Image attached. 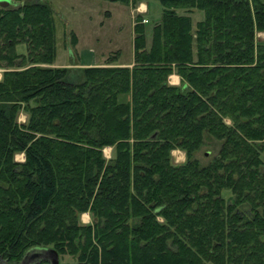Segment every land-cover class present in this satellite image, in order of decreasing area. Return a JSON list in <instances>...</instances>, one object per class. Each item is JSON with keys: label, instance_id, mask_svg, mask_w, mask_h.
<instances>
[{"label": "trees", "instance_id": "1", "mask_svg": "<svg viewBox=\"0 0 264 264\" xmlns=\"http://www.w3.org/2000/svg\"><path fill=\"white\" fill-rule=\"evenodd\" d=\"M157 1L129 67L73 70L47 0L0 8V264H264V0Z\"/></svg>", "mask_w": 264, "mask_h": 264}, {"label": "rangeland", "instance_id": "2", "mask_svg": "<svg viewBox=\"0 0 264 264\" xmlns=\"http://www.w3.org/2000/svg\"><path fill=\"white\" fill-rule=\"evenodd\" d=\"M27 1L37 0H9L8 5L11 4L10 2L17 4ZM137 1H140L142 5L145 2L147 6L146 12L141 17L145 20L143 24L145 40L149 42L151 28L160 17L161 6L157 0H136L135 2ZM47 2L52 10L54 27L55 56L51 66L68 67L73 70L85 67L84 63H98L90 66L104 65L108 58L113 59L111 62L115 64L107 65H118L121 61L132 62V25L134 16L137 14L133 11L134 3L110 0H47ZM201 16L202 12L196 11L192 14V19L195 21ZM71 32L75 34L74 43L69 36ZM255 37L257 40L264 39V32H257ZM15 50L24 53L25 46L17 44ZM2 70L0 68V74ZM24 120V112L19 111L16 121L22 123ZM178 151L182 158L183 151L179 149ZM110 152L109 147L102 149L106 159L110 157ZM204 156L201 150L196 154L201 163L207 161ZM14 160L22 161L23 154L16 153ZM78 220L80 223L89 222V214L82 212ZM57 264L76 263L74 258L65 254L57 256Z\"/></svg>", "mask_w": 264, "mask_h": 264}, {"label": "water", "instance_id": "3", "mask_svg": "<svg viewBox=\"0 0 264 264\" xmlns=\"http://www.w3.org/2000/svg\"><path fill=\"white\" fill-rule=\"evenodd\" d=\"M8 3L9 0H0V8L7 7ZM39 260H44L49 264H57V255L50 248L34 247L25 252L19 264H31Z\"/></svg>", "mask_w": 264, "mask_h": 264}, {"label": "crops", "instance_id": "4", "mask_svg": "<svg viewBox=\"0 0 264 264\" xmlns=\"http://www.w3.org/2000/svg\"><path fill=\"white\" fill-rule=\"evenodd\" d=\"M147 10V6L146 3L144 2V5L140 4V1H137L134 3V7H133V11H135V13L142 15L143 13H145ZM94 64H98L97 62H92V63H84L83 65L85 66H90V65H94ZM131 62L127 61V62H119L118 65L120 66H130ZM56 66V65H55ZM168 83L172 84V85H178L179 84V78L177 75L175 74H170L168 76ZM178 154V155H177ZM170 157H171V161L173 163H181L184 159V156H182V158L179 156V151L178 149H173L170 152ZM81 214V213H80ZM79 217V216H78Z\"/></svg>", "mask_w": 264, "mask_h": 264}, {"label": "built area", "instance_id": "5", "mask_svg": "<svg viewBox=\"0 0 264 264\" xmlns=\"http://www.w3.org/2000/svg\"><path fill=\"white\" fill-rule=\"evenodd\" d=\"M142 22H145V20H142Z\"/></svg>", "mask_w": 264, "mask_h": 264}]
</instances>
